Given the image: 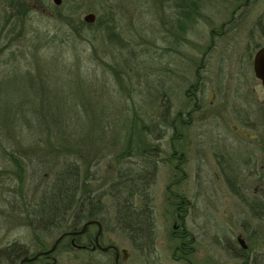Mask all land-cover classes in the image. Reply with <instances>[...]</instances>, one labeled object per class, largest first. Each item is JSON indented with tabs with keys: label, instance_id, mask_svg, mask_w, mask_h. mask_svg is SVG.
Here are the masks:
<instances>
[{
	"label": "rangeland",
	"instance_id": "374dc122",
	"mask_svg": "<svg viewBox=\"0 0 264 264\" xmlns=\"http://www.w3.org/2000/svg\"><path fill=\"white\" fill-rule=\"evenodd\" d=\"M15 1L17 2L0 0V48L3 50L0 56L1 139L2 134L6 132L1 124L3 108L9 107L15 111L19 109L20 104L28 100L27 98L34 96V107L37 110L40 108L36 100L38 96L36 86L25 77L27 72L33 74L37 72V65L34 62H46L45 65L49 64V68L54 67V70L63 66L68 69H81L82 78L89 83L86 84V95L89 97L92 95L90 84L93 85L90 81H97V86H101L97 93L104 97L92 95L90 102L94 105H86L87 109H99L108 115L114 114L118 105L120 109L121 95H130L132 99L127 100L128 104L135 105L139 113L151 116L155 121L160 119L163 109L167 106L176 114L183 99L180 82L176 78L178 62H199L201 54L210 45L211 30L220 31L221 24L230 18V13L238 4L244 2L202 0V4L199 5V8L202 5V13H199L202 16L197 24L188 28L185 45L179 48L176 42L178 26L176 15L180 9H174L175 0H61L60 5H55L53 0H28L30 11L20 21V25L25 28L23 34L18 35L16 32L7 35L6 32L12 23L7 22V16L11 12L9 6ZM263 1L255 0L244 8L248 14L240 16L233 24L227 26L224 37L220 39L214 37L215 45L208 52L206 60L210 62L207 76L214 86H220L221 102L229 103L223 115L230 119L226 126L217 118L211 120L208 126L200 131L196 126L188 129L193 150L189 157L192 160L196 157L194 150L198 149L196 142L199 133L204 134L206 138H210V133H214L212 138H216V135H220L222 139L236 138L235 135H231L229 126L236 117L234 112L240 108L234 101L238 100V94L254 90L259 100L264 98V90L254 79L251 67L246 62L248 54L252 55L258 47L264 45ZM87 14L95 16L91 24L84 21ZM260 15L263 17H259ZM172 33L175 34L174 39L170 37ZM169 62L175 77H167L165 74ZM218 71H220L218 75H221L220 80H217ZM53 86L56 96L66 103L53 108L69 109L71 104L69 101H72L69 100V95L75 90V85L70 79L61 77ZM95 96L99 97L100 101L102 98L104 100L96 102L93 100ZM121 102L123 103V100ZM97 104L98 106H95ZM78 106V109H82L80 105ZM126 112L131 114L132 111ZM255 113L256 110L253 116ZM260 113L262 115V111ZM18 114L23 121L22 112ZM108 119L110 118L105 115L103 121L105 127ZM37 123L35 120L34 125ZM110 127L115 128L114 136L120 139L122 135L120 124L117 126L112 124ZM171 135V130H165L162 141L159 143L150 141L153 146L159 147L160 151L151 155L150 159L155 162L152 168L156 167V175L150 186L156 234L155 251L142 254L132 247L125 234L114 230L110 221L113 212L107 203L108 210L105 211L103 218L104 221L110 222H103V245L114 244L120 252L122 250L127 252V258L120 260L119 264H188L174 260L178 240L171 236L175 217V207L170 205L171 200L174 202L171 193L174 196L180 193L190 202L186 207L189 216L185 223L190 237H194V242L189 245L193 252L186 256L190 264H264V220L250 222L251 225L249 224L245 230L248 260L244 263L232 260L220 247L222 242L232 236L228 215L230 211L224 202L212 205L214 201L210 195L212 177L208 175L202 180L203 189L200 193L196 188L197 180L193 176L188 177L184 185H179L178 181L172 183L173 178L178 180L179 175L174 169L177 162L170 156ZM112 136L111 131L103 137L100 144L103 154L107 155L98 167L99 174L104 177L119 167L116 159L118 152H128L124 140L115 142ZM1 139L0 143L6 146L4 137ZM9 143L12 144L10 139ZM173 144L179 151L180 145L177 142ZM6 150L0 146V248L15 244L25 247L28 255H33L40 250L41 241L48 248L59 235H50L43 240L36 239L39 234L32 231L26 213L27 202L39 194V188L36 187L39 180H27L22 189L18 188L12 175L8 174L12 167L5 155ZM204 150L209 158L210 147L205 146ZM131 154L133 153L129 155ZM192 160L190 161L194 165L195 162ZM139 161L138 158L130 156L120 165L124 168L131 163L138 166ZM144 161L148 162V159ZM125 162L130 164L127 166ZM207 170L211 171L210 166ZM21 194L27 196L23 197ZM83 225L84 223L80 229ZM89 230L91 234H95L96 227ZM69 246L68 238L48 258L37 259L27 264H114L112 254L102 252L88 254ZM178 255L179 253L176 254Z\"/></svg>",
	"mask_w": 264,
	"mask_h": 264
},
{
	"label": "trees",
	"instance_id": "16d2710c",
	"mask_svg": "<svg viewBox=\"0 0 264 264\" xmlns=\"http://www.w3.org/2000/svg\"><path fill=\"white\" fill-rule=\"evenodd\" d=\"M175 4L174 9H180L176 15L178 21L184 22L177 28L184 31L187 38L188 28L197 24L202 16L199 14L202 13V5L199 8L202 0H175ZM9 7L11 12L7 16V22L12 23L6 34L12 35L17 32L21 35L25 28L20 25V21L30 11L28 0H17ZM171 35L174 39L175 34ZM176 42L178 43V40ZM2 51L0 48V56ZM34 64L37 65V72L35 74L27 72L25 77L36 86L38 94L36 103L40 108L37 110L34 107L35 96L27 98L25 103L20 104L19 109H15L18 112L9 107L3 108L1 124L6 132L0 139L3 140L4 137L6 146L2 143L0 146L7 149L5 155L12 167L8 174L12 175L18 188L22 189L27 180H39L36 186L39 188V194L31 197V201H26L29 225L35 234H39L36 239L43 240L50 235L78 232L81 230V224L97 219L102 225L103 222L112 221L113 229L125 234L132 247L142 254L154 252L156 234L150 186L156 172L150 159L151 155L160 151L159 147L153 146L150 141L159 143L163 139L168 125L166 119L168 108L163 109L160 119L155 121L151 116L139 113L135 105L128 104L130 95H121V101L123 100V103L119 101L121 110L116 102L118 107L114 114L108 115L99 109H87L86 105H94L90 102L92 95L104 97L97 93L101 87L97 86V81H90L93 85L90 84L92 95L89 94L91 96L89 97L86 95V84L89 83L82 78L81 69L56 66L54 70V67L49 68V64L46 66V62ZM61 77L70 79L75 85V90L69 95V100L72 99L69 101L71 108L69 105V109L55 110L53 107L66 104L56 96L53 86ZM128 78L130 79L129 76ZM164 87L165 83L163 89ZM97 96L93 98L96 102L104 100L102 98L100 101ZM78 105L82 109H78ZM20 111L23 121L19 118ZM126 111L132 112L126 114ZM105 115L110 118L106 121V127L103 125ZM35 120L38 122L36 125ZM112 124L113 126L120 124L122 134L120 139L114 136L115 128L110 127ZM111 131L115 142L124 140L128 152H118L116 159L119 167L104 177L99 174L98 167L107 155L103 154L100 144L103 137ZM9 139L12 144L9 143ZM130 153L133 154L129 155ZM130 156L138 158L139 165L134 166L133 163L125 162L127 166L130 165L122 167L120 164ZM146 158L148 162L144 161ZM3 173L7 174L6 171ZM106 203L110 204L113 212L110 221H104L103 218L105 211L108 210ZM65 239L68 238H64L55 251ZM49 248L41 241L38 252ZM9 252V262L18 260L14 254L19 252L23 253L20 258L36 254L28 255L25 247L15 244L9 247ZM48 257L49 255H46L38 259Z\"/></svg>",
	"mask_w": 264,
	"mask_h": 264
},
{
	"label": "flooded vegetation",
	"instance_id": "af4514ba",
	"mask_svg": "<svg viewBox=\"0 0 264 264\" xmlns=\"http://www.w3.org/2000/svg\"><path fill=\"white\" fill-rule=\"evenodd\" d=\"M254 1L244 0L242 4H238L236 9L230 13V18L221 24L220 31L211 30L210 45L201 54L199 62H178L176 78L180 82L183 99L176 114H173L170 106L166 107L168 108V112H166L168 125L165 128L167 131H172L170 156L172 160L177 162L174 169L179 175L178 180L173 178L172 183L178 181L179 185H184L187 178L193 176L197 180L196 188L200 193L203 189L202 180L208 175L212 177L210 193L214 199L212 205L216 202L226 204L227 209L230 211L228 215L230 216V227L232 228L231 238L222 242L220 247L228 254L229 258L243 263L248 260L245 230L250 222L264 220V117H262L264 115V98L259 100L258 96H255L256 92L254 90L247 91L246 94H238V100L234 101L239 104L238 107L240 108L237 109V112H234L236 117L229 126L231 135H235L236 138L222 139L220 135L212 138L214 133H210V138H206L204 134L199 133L196 142L198 149L194 150L196 157L193 160L189 157L193 150H191L192 141L189 139L190 131L188 129L196 126L197 130L200 131L203 127L208 126L211 120L217 118H220L223 125H228L230 117L226 118L227 115L223 114L229 103L221 102L219 94L222 91L219 89L220 86H214L208 78L210 62L206 60H208V52L215 45L214 37L218 39L224 37L225 28L233 24L240 16L247 15L248 11L244 8H247ZM262 12L264 14V7ZM259 17H263V15ZM179 24H184V22L178 21L177 25ZM173 28L175 27L173 26ZM176 31L177 47L180 48L185 45L186 39L184 31H180L178 28H176ZM262 47L264 45L258 47L252 55L251 53L248 54L246 62L251 67L254 79L263 88L253 70L254 56L258 49ZM170 65L169 62L166 75L167 77H175L173 75L174 70L170 69ZM219 72L217 73V80H220L221 77V75H218ZM209 84H212V86H209ZM255 110L256 113L253 116ZM260 111H262V115ZM174 142L180 145L179 151L175 149ZM205 146L210 147L209 158L204 150ZM190 160L195 162L194 165ZM154 163L152 161L151 164ZM208 166H210L211 171L207 170ZM153 170L156 172V167ZM171 196H173L174 202L170 197V205L175 207L171 236L178 240V246L174 251V260L190 264L186 256L193 252V248L189 245L194 242V237H190L185 227L186 219L189 216L186 207L190 202L180 193L175 196L171 193ZM93 221L98 222L100 226L96 223L89 224L82 234H70L65 237L69 238L70 247L88 254H95L96 252L112 254L114 264H119V261L122 260L120 250L114 244L103 245L104 226L97 219L87 222ZM92 227H96L95 234H91L89 230ZM9 247L10 245H6L0 248V264L5 262L9 264ZM104 248L108 249L104 251ZM177 253H179L178 256H176ZM22 254L20 252L14 254L15 258L19 259L13 262L19 264L23 259L20 258Z\"/></svg>",
	"mask_w": 264,
	"mask_h": 264
},
{
	"label": "water",
	"instance_id": "95a60500",
	"mask_svg": "<svg viewBox=\"0 0 264 264\" xmlns=\"http://www.w3.org/2000/svg\"><path fill=\"white\" fill-rule=\"evenodd\" d=\"M60 2L61 0H53V3L55 5H60ZM95 19V16L93 14H87L85 17H84V21L88 24H91ZM253 70H254V73H255V76L257 77V79L260 80L263 88H264V47L258 49V51L256 52L255 56H254V61H253ZM98 224L100 226V224L96 221H93V222H87L85 223L83 226H82V229L78 232H75V233H63V234H60L56 240L53 242V244L50 246V248L46 251H43V252H38L36 253L35 255L31 256V257H26V258H23L19 264H26V263H30V262H33L35 260H37L39 257H42V256H46V255H49L51 254L52 252L55 251V249L57 248L58 244L67 236V235H73V234H82L84 232V230L86 229V227L89 225V224ZM99 233H100V229H99ZM108 248H104L103 250L106 251ZM121 255H122V260H125L126 257H127V252L125 250H122L121 251ZM116 262H117V259H116Z\"/></svg>",
	"mask_w": 264,
	"mask_h": 264
}]
</instances>
